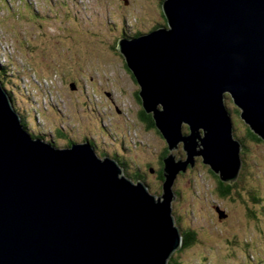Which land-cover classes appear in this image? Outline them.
I'll return each mask as SVG.
<instances>
[{
  "label": "water",
  "instance_id": "water-1",
  "mask_svg": "<svg viewBox=\"0 0 264 264\" xmlns=\"http://www.w3.org/2000/svg\"><path fill=\"white\" fill-rule=\"evenodd\" d=\"M162 7L169 29L118 48L168 146L163 194L89 143L56 148L34 139L0 84V264H168L182 247L172 211L177 177L198 158L221 183L239 177L242 145L225 94L264 140V0ZM179 145L186 158L176 160Z\"/></svg>",
  "mask_w": 264,
  "mask_h": 264
},
{
  "label": "rangeland",
  "instance_id": "rangeland-1",
  "mask_svg": "<svg viewBox=\"0 0 264 264\" xmlns=\"http://www.w3.org/2000/svg\"><path fill=\"white\" fill-rule=\"evenodd\" d=\"M164 1L0 0V66L7 69L1 81L28 132L52 138L56 148H70L67 137L94 138L130 171L139 170L156 197L163 194L156 172L168 146L157 130L140 124V87L116 43L166 27ZM224 105L239 140L250 129L229 96ZM245 144L239 195L219 196L216 176L199 158L177 177L175 223L197 235L195 246L172 256L181 264H263L264 214L251 196L264 200V142ZM172 154L186 158L181 145ZM216 207L227 217L219 219Z\"/></svg>",
  "mask_w": 264,
  "mask_h": 264
},
{
  "label": "trees",
  "instance_id": "trees-1",
  "mask_svg": "<svg viewBox=\"0 0 264 264\" xmlns=\"http://www.w3.org/2000/svg\"><path fill=\"white\" fill-rule=\"evenodd\" d=\"M6 73H7V69L5 67H1L0 66V84H1V87L6 91L7 95L10 97L11 102H12L13 101L12 100V98H13L12 97V93H10L6 89L5 84H3V82L1 81L2 79H6L7 78ZM138 101H139V103L141 102L140 98H138ZM12 104L14 106V102H12ZM15 111L17 113H19L18 112L19 110L15 109ZM139 121L146 125V128H147L148 131H156L155 122H154V120L152 118V115H147L144 110H140ZM21 123H22V125L25 126L24 121H23L22 118H21ZM25 128H27V127L25 126ZM36 138L44 140V139H42V138H44L43 136H40V138H38V137H36ZM237 138H238V136H235V139H237ZM239 141H240L242 147H245V145H246L245 143H247L248 141H253L255 143H261L262 142L257 136H255L252 132H250L247 129L245 130L244 137L243 138L239 137ZM92 147L95 149V147L93 145H92ZM96 152H97V154H98V156L100 158H105V157L110 158V157H112L114 160L118 161L121 164L122 168L124 169V173H125L126 177L131 179L133 182L142 181L143 183H145V179L143 178L142 174H140L139 170H138V173H134L133 171H130V169H129L130 167L127 166V164L124 162V160L121 157H119L117 155H115V156L110 155L109 153H107L105 151H101L100 149H97ZM167 155H168V151L166 150L163 153L162 157H161V166L163 168H164V166H163V162L162 161ZM244 155H245V152H242L241 156L244 157ZM162 171L160 170V174L158 176V178L160 179L161 182L164 181V176L162 174ZM240 174H243V171ZM240 180H241V178L239 176L237 181L234 182L233 184H224V183L219 182L218 187H217V191H218L219 196H221L222 198H226V197L230 196L231 194H233L234 191L235 192L238 191V193H236V194L239 195V191L240 190L238 189V182ZM251 197H252L251 203H253L258 208L260 207L259 209L262 210V213L264 214V200L261 199V198L258 199L259 197L256 198L255 196H251ZM254 213H255V211H254ZM254 213L252 211H250V214L252 216H254ZM174 221H175V219H174ZM177 221H178V219H177ZM177 221H176L175 225L176 224L180 225ZM180 231H181V234H182V247L180 248V250L178 252L185 251V250L190 249V248H192L193 246L196 245V243H197V235H196V233L193 230H191V229H189V230L181 229ZM168 264H181V262H180V260L172 257L169 260Z\"/></svg>",
  "mask_w": 264,
  "mask_h": 264
},
{
  "label": "flooded vegetation",
  "instance_id": "flooded-vegetation-1",
  "mask_svg": "<svg viewBox=\"0 0 264 264\" xmlns=\"http://www.w3.org/2000/svg\"><path fill=\"white\" fill-rule=\"evenodd\" d=\"M165 19V18H164ZM164 25V23L161 25V26H163ZM160 26V27H161ZM160 27H158V28H160ZM150 32H153V30L152 31H150ZM149 32V33H150ZM148 34V33H147ZM142 35V33H139V32H135L134 33V35L133 36H129L130 38H131V40H133V39H136L138 36H141ZM139 98V96L137 95V99ZM140 124L144 127V125L140 122ZM69 139H67L65 142H64V145H66L65 143H69L68 144V146H71V145H73V144H77L78 142H80V143H78V144H83V143H89L91 146L93 145L94 147H95V149L97 150V149H100L101 151H103L101 148H102V146H99L97 143H96V141L94 140V138H92V137H88V138H86L85 136H82V138H80V140H77V142L76 141H74L73 139H71V137H68ZM68 146H66V147H68ZM197 161V160H196ZM209 168V167H208ZM160 170L162 171L163 170V167L161 168V169H159L157 172H156V175H157V177L159 176V174H160ZM210 170V169H209ZM154 173H155V171H154ZM212 173V172H211ZM162 174H163V171H162ZM213 174V173H212ZM214 175V174H213ZM144 178V177H143ZM216 178H217V187H218V184H219V182H220V180H219V178L216 176ZM145 179V183H146V178H144ZM163 183V182H162ZM185 230H188V228L187 229H185Z\"/></svg>",
  "mask_w": 264,
  "mask_h": 264
},
{
  "label": "bare ground",
  "instance_id": "bare-ground-1",
  "mask_svg": "<svg viewBox=\"0 0 264 264\" xmlns=\"http://www.w3.org/2000/svg\"><path fill=\"white\" fill-rule=\"evenodd\" d=\"M162 6H163V4H162ZM162 11H163V7H162ZM163 15H164V12H163ZM164 18H165V20H166V23H167V26L166 27H161V28H166V29H169V24H168V21H167V19H166V17H165V15H164ZM146 35H148V34H146ZM130 71V70H129ZM131 72V71H130ZM132 73V72H131ZM134 77V76H133ZM136 80V79H135ZM137 82V81H136ZM138 84V83H137ZM139 85V84H138ZM140 87V86H139ZM226 96H229L230 98H231V96H230V94H225V98H226ZM139 98H140V96H139ZM10 99V98H9ZM141 99V98H140ZM11 100V99H10ZM225 100V99H224ZM231 100H232V98H231ZM233 101V100H232ZM233 104H234V102H233ZM235 105V104H234ZM236 106V105H235ZM237 107V106H236ZM238 108V107H237ZM143 110L146 112V110L144 109V107H143ZM238 110L240 111V113H241V110L238 108ZM147 114V113H146ZM147 115H149V114H147ZM242 120V119H241ZM243 121V120H242ZM244 122V121H243ZM245 123V122H244ZM246 124V123H245ZM247 125V124H246ZM248 126V125H247ZM187 128L188 129V133H189V127L187 126V125H184V126H182V131H183V129L184 128ZM248 128H249V126H248ZM250 129V128H249ZM250 131H251V129H250ZM252 132V131H251ZM253 134H254V132H252ZM255 135V134H254ZM255 136H257V135H255ZM258 137V136H257ZM234 138H235V136H234ZM258 138H260V137H258ZM261 139V138H260ZM262 140V139H261ZM262 142H264V140H262ZM180 146V145H179ZM179 146H178V148H179Z\"/></svg>",
  "mask_w": 264,
  "mask_h": 264
}]
</instances>
